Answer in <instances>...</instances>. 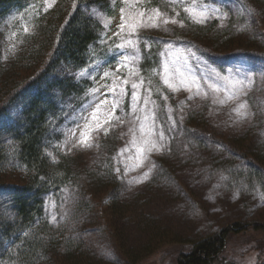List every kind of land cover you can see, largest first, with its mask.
Segmentation results:
<instances>
[{"label":"rangeland","instance_id":"obj_1","mask_svg":"<svg viewBox=\"0 0 264 264\" xmlns=\"http://www.w3.org/2000/svg\"><path fill=\"white\" fill-rule=\"evenodd\" d=\"M57 1L15 0L6 7L1 18V31L5 37L1 39L0 48L14 49L17 45L13 43L21 40L25 28L31 27L37 15ZM246 3L247 0H140L137 7L132 3L125 4L123 0H110L108 6L101 3L90 8L85 6L100 24L98 39L90 47L88 63L71 73L79 85L67 96L58 94L59 115L51 127L45 151L54 161L66 156L80 165L86 163L92 169L111 166L117 177L119 211L126 209L118 214V218L123 216L124 220L111 232L94 228L97 222L81 227H90L89 232L78 229L83 232L79 236L80 245L86 246L83 251L96 264H130L128 256L136 260L133 264H173L177 253L190 240L214 232L234 220H264V191L259 182L248 181L245 177L221 180L218 170L203 165L200 160L184 162L170 169L173 156L187 148L182 141L184 137L181 138L183 133L178 130L192 108H204L213 125L220 119L227 129L240 131L249 112V102L244 94L253 81L264 77V62L236 54L223 58L204 54L171 40L168 34L187 17L194 21L214 17L223 20L227 7L240 10L239 7ZM122 8L126 11L148 10L149 13L155 8L162 18H158L157 27L141 28L131 37L126 35V29L124 34L117 36ZM164 19L169 23H163ZM173 19L177 23H171ZM127 39H131L135 47L128 45ZM120 44L125 47L119 48ZM165 62L169 66L171 89L164 84ZM64 71V68L58 69L61 75ZM105 73H108L107 77ZM55 78L58 75L48 81L54 88L58 87L53 81ZM125 78L128 84L123 83ZM141 79L144 83L137 89L140 99L133 101L131 83L139 84ZM114 84L115 94L109 91ZM209 85H215L219 91ZM121 87L125 94H120ZM51 95L52 90L46 97ZM255 95H259L255 105L264 107V90ZM29 96L23 95L10 108L0 119V125L11 122L20 114ZM145 97L149 99L147 105ZM116 101L119 103L113 109ZM242 103L245 107L240 108ZM110 114H113L111 119ZM142 124L143 133L140 130ZM82 135L88 136V146L81 143ZM145 140L154 143L155 147L152 143H144ZM141 148L143 152L139 151ZM149 148L152 150L148 151ZM217 148L213 145L210 149L205 147V151L216 153L219 152ZM195 149L191 151L193 153L188 150L185 154H194L197 158ZM163 162L169 164L168 170ZM144 173H148L147 178ZM3 198L5 194L0 191V205ZM138 201L141 206L136 212ZM46 207L50 219H54L65 204L57 196L49 195ZM145 216L154 221L159 234L166 233L167 236L154 237L139 224ZM225 256L243 264H254L258 259L264 264V232L230 236Z\"/></svg>","mask_w":264,"mask_h":264},{"label":"trees","instance_id":"obj_2","mask_svg":"<svg viewBox=\"0 0 264 264\" xmlns=\"http://www.w3.org/2000/svg\"><path fill=\"white\" fill-rule=\"evenodd\" d=\"M13 2L0 0V47L5 37L1 18ZM109 2L58 0L37 15L21 40L13 43L17 45L14 49L0 48V119L23 95L30 94L20 114L0 125V191L5 194L0 205V264H96L83 251L86 246L80 245L79 237L83 232L78 229L89 232L90 227H81L97 222L94 228L111 232L125 218H118L126 209L119 211L118 180L111 166L92 169L66 156L54 161L45 151L51 127L59 115L58 94L67 96L79 85L71 73L88 63L90 47L98 39L100 24L85 6H108ZM262 7L264 0H247L240 10L227 7L223 20L214 17L194 21L187 17L168 36L204 54L221 58L236 54L264 62ZM60 68L65 69L62 75ZM55 74L56 88L48 82ZM50 90L52 95L46 97ZM263 90L264 77L246 89L247 122L237 132L223 126L226 124L220 119L211 124L204 108L197 106L188 111L178 130L182 131L187 148L173 156L170 169L200 160L218 170L221 180L245 177L259 182L264 191V107L255 105L259 102L256 92ZM213 145L219 152L205 151V147L210 149ZM195 148L197 158L185 154L188 150L193 153ZM167 166L164 165L166 170ZM49 195L65 204L54 219H50L46 207ZM139 206L138 201L136 212ZM139 224L154 237L167 236L159 234L147 216ZM255 232H264V220L231 221L188 241L173 264H243L225 256L229 237ZM127 261L133 264L136 260L128 256ZM262 263L258 259L254 264Z\"/></svg>","mask_w":264,"mask_h":264},{"label":"snow or ice","instance_id":"obj_3","mask_svg":"<svg viewBox=\"0 0 264 264\" xmlns=\"http://www.w3.org/2000/svg\"><path fill=\"white\" fill-rule=\"evenodd\" d=\"M123 2L125 4H129L132 3L134 5H136L137 7L140 4V0H123ZM51 5H49L50 7ZM185 11H187V9H185ZM178 15V14H177ZM158 18H162V14L158 9H151V13L148 12V10H141V11H126L125 9H121V15H120V24H119V32L115 33V35L120 36L121 34L125 33V30L127 29V33L126 35L128 37L134 36L137 34V32L141 29V28H146V27H157L158 23L157 20ZM163 23L167 24L169 23L168 19H164ZM171 23H177V21L175 19L171 20ZM25 31H27V29L25 28ZM126 43L128 45H132L133 47H135L133 45V41L131 39H127ZM119 48H124L125 44H120L118 45ZM128 57H125V60H127ZM176 72H179V69H176ZM168 73H169V66L168 63L165 62L164 65V84L168 86V88H173V85L169 82V77H168ZM181 76H183V73H180ZM105 76H108V73H105ZM124 84H128V80L125 78L123 80ZM144 81L141 79L139 84L136 82L131 83V89H132V99L133 101H138L140 98L137 96V89L139 87H141L143 85ZM181 83H183V80H181ZM210 88H213L214 91H219V89L215 86V85H209ZM115 89H116V85L114 84L113 86L110 87L109 91L112 92L113 94H115ZM120 94H125V89L121 87L120 89ZM164 99L166 100L167 97H164ZM101 103H106V101H101ZM118 101L114 102L113 104V109H115V107L118 105ZM144 103L145 105H147L149 103V99L147 97L144 98ZM240 108L245 107V105L242 103L239 106ZM135 111V109H134ZM236 111H239V109H236ZM113 114H110L109 119L112 118ZM93 118H95V114H93ZM117 120H119V117H116ZM137 119H139V117H137ZM105 123H108V121H105ZM141 132H144V126L143 124L141 125ZM106 131V130H105ZM149 133H151V129H149ZM161 139L163 138V133L160 134ZM88 136H84L82 135L81 137V143L84 144L85 146H88ZM144 143H152L149 140H145ZM152 147H155V144L152 143ZM152 149L149 148L148 151H151ZM140 152H143L144 149L141 148L139 149ZM148 173H144V178H147Z\"/></svg>","mask_w":264,"mask_h":264}]
</instances>
